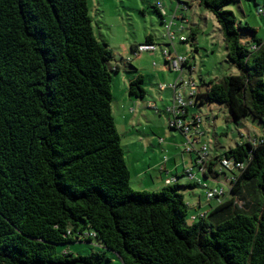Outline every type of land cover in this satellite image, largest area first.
I'll list each match as a JSON object with an SVG mask.
<instances>
[{
	"label": "trees",
	"instance_id": "trees-1",
	"mask_svg": "<svg viewBox=\"0 0 264 264\" xmlns=\"http://www.w3.org/2000/svg\"><path fill=\"white\" fill-rule=\"evenodd\" d=\"M231 1L199 3L241 74L210 81L197 105L223 104L236 121L264 123V41L224 8ZM242 30L252 31L250 46ZM112 58L88 0H0V264H103L105 251L58 249L82 240L123 264H264V137L207 161V179L221 175L224 159L244 168L232 172L229 197L189 223L181 189L200 184L131 187L112 113ZM144 83L138 74L130 94L145 97Z\"/></svg>",
	"mask_w": 264,
	"mask_h": 264
},
{
	"label": "rangeland",
	"instance_id": "rangeland-1",
	"mask_svg": "<svg viewBox=\"0 0 264 264\" xmlns=\"http://www.w3.org/2000/svg\"><path fill=\"white\" fill-rule=\"evenodd\" d=\"M156 5L165 16L164 23L173 22L172 32H176L181 25L185 27L183 32L176 33L175 40H171L167 35V29L156 10ZM88 6L95 35L112 50L113 58L110 64L119 69L112 72V113L131 172L132 189L159 192L168 185L166 179L164 180V177L168 176L160 174L156 168V160L152 161V155L157 147L159 151L163 148L157 146L159 139H165L166 143L171 140L172 143L175 141L174 137L178 139L177 146L180 149L178 163H183L185 159L188 164L184 170L181 168L182 177L176 182L181 186L198 183V178L202 179L203 176L198 168H193L196 154L185 153L188 138L181 131H173L170 128L173 115L167 110L175 104V90H161L160 87L178 83L177 93L186 101L191 91L182 81L193 80L201 92H204L212 80L241 74L240 69L228 58L225 38L216 17L198 0H88ZM224 8L233 11L242 26L256 30L257 37L264 41V15L259 12L264 9V0H233ZM182 16L185 20H182ZM194 33L196 38L192 40L191 35ZM240 33L246 45L254 43L252 31L242 30ZM148 35L155 36L157 51L135 55L132 45L146 44ZM181 36H185L188 42L182 43ZM164 49L170 50L173 55L186 57L188 66L182 71L167 69ZM138 74L145 77L146 95L143 98L130 94V83ZM131 109H134V112H131ZM193 115L202 117V142L197 144L196 148L203 150L208 146V152L212 155H222L224 151L236 147L239 143H254L264 137L263 122L252 116L236 121L223 104L209 102L195 105L190 107L188 118ZM143 145L147 152L144 153L142 162L139 156ZM174 156L176 152L172 154V158ZM192 168L195 178L186 175ZM205 183H208L209 188L197 186L181 189L185 202L190 206L189 223L199 221V217L193 220V215L199 216L209 211L210 205L219 202L218 199H208L210 188L226 187V196L221 199L229 197L228 181L224 175H221L218 181L209 179ZM58 249L75 256H88L93 252L105 251L107 257L103 264H123L115 253L101 248L97 240L92 243L76 241L60 245Z\"/></svg>",
	"mask_w": 264,
	"mask_h": 264
},
{
	"label": "built area",
	"instance_id": "built-area-1",
	"mask_svg": "<svg viewBox=\"0 0 264 264\" xmlns=\"http://www.w3.org/2000/svg\"><path fill=\"white\" fill-rule=\"evenodd\" d=\"M182 5H187V4H182ZM156 6L158 10L160 11L161 15L163 16L162 20L164 23L165 16L163 12L161 11L160 7L158 5ZM259 12L264 15V9H260ZM182 20H185L184 16H182ZM164 24L167 29V35L170 37L171 40L176 39L177 32H183L185 29V27L181 25L178 28V30H176V32H172L173 22L169 24L168 23H164ZM180 41L182 43H185V42H188V39L185 36H181ZM253 48L256 49L255 46ZM156 51H157V48H156V44L154 43L142 44V45H137L134 47L135 55L144 53V52H156ZM163 54L165 56V66L169 70H176V71L181 70L182 71L184 67L188 66V59L186 57L179 56V55H173L172 52L168 49H164ZM182 83L185 86H188V88L191 91L189 99L186 101L183 99L180 93L179 94L177 93L178 83L174 85L173 84L164 85V86H161L160 89L165 90L167 88H170V89L175 90V104L173 107H169L167 110L168 113L173 115V118L170 120V127L173 128V130L181 131L184 134V136L188 138L189 146L188 145L186 146L185 153H189V154L195 153L196 154V158L194 159L195 165L193 168H198L201 171L202 176H203L202 179L198 178L197 182L203 188H209L208 183H205V181L209 179H207L204 176L205 171H206V163L211 158L210 153L208 152V146H205L203 150H200V149L197 150L196 148V145L202 142L201 141V136L203 135V132H201L202 117L198 115H193L190 119L188 118L190 107H194L195 105L198 104L197 96L198 94L201 93V90L196 86L193 80L188 81V82L182 81ZM131 112H134V109H131ZM256 141L257 140H255V142ZM193 168L190 169L186 173V175L190 176L191 178H195ZM238 168L243 169L244 164L236 163V165H234L233 162L227 159H224L221 162V165H219V167H216L215 169L218 170L221 175L225 174V176H227V181H228L227 185H228L229 180L233 179L235 176L234 174H232V172L233 171L237 172ZM229 173L231 174L229 175ZM219 177H217L216 179H211V180L218 181ZM173 181L176 182L177 178L175 177H173V179L169 178L166 180V183L173 184L172 183ZM225 194H226V187H215V188H210V190L207 193V197L208 199H218L220 201L221 197L225 196ZM198 217L199 218L205 217V213H201L199 216L193 215L192 219L196 220Z\"/></svg>",
	"mask_w": 264,
	"mask_h": 264
},
{
	"label": "crops",
	"instance_id": "crops-1",
	"mask_svg": "<svg viewBox=\"0 0 264 264\" xmlns=\"http://www.w3.org/2000/svg\"><path fill=\"white\" fill-rule=\"evenodd\" d=\"M199 2V0H198ZM153 36V40H155V36ZM132 46H135V45H132ZM137 46V45H136ZM202 93V92H201ZM173 130V129H172ZM173 131H176V130H173ZM175 138V141L171 143V140H169L167 143L165 141V139H159V144L157 143V146H162L163 148L158 149V147L156 148V151L153 152V160H156V168L159 169V172L160 174H164L167 175L168 177H164V180L166 179H169L171 178L170 176L172 177H175L177 178V181L180 179V177H182L180 175V170L181 168L184 170L188 164L186 163L185 159L183 160V163H178V160H177V157H179L178 155V152L180 151L179 147L177 146V138ZM145 148L144 145L141 146L140 148V160H142V162L144 161V153H146L147 151H145ZM176 152V156H174L172 158V154ZM171 156V157H169ZM210 156L211 157H216L218 156V154H213L210 153ZM166 158V159H165ZM172 158V159H171ZM172 162H173V166L174 169L171 167L172 165ZM139 167V166H137ZM139 169V168H138ZM140 170V169H139ZM143 177V176H142ZM140 178V177H139ZM192 189V187H189L188 189ZM199 207H200V204H199ZM208 212V211H206Z\"/></svg>",
	"mask_w": 264,
	"mask_h": 264
}]
</instances>
